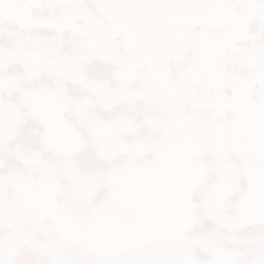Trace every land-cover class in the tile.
Masks as SVG:
<instances>
[{
  "label": "water",
  "instance_id": "95a60500",
  "mask_svg": "<svg viewBox=\"0 0 264 264\" xmlns=\"http://www.w3.org/2000/svg\"><path fill=\"white\" fill-rule=\"evenodd\" d=\"M264 264V0H0L3 264Z\"/></svg>",
  "mask_w": 264,
  "mask_h": 264
},
{
  "label": "snow or ice",
  "instance_id": "6c2138e0",
  "mask_svg": "<svg viewBox=\"0 0 264 264\" xmlns=\"http://www.w3.org/2000/svg\"><path fill=\"white\" fill-rule=\"evenodd\" d=\"M0 264H3L0 261ZM29 264H35V262H29ZM70 264H116V262H106V261H97V260H74ZM129 264H135V262H129Z\"/></svg>",
  "mask_w": 264,
  "mask_h": 264
}]
</instances>
